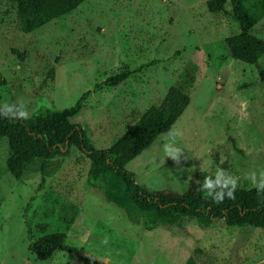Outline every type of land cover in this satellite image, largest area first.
<instances>
[{
  "label": "rangeland",
  "instance_id": "374dc122",
  "mask_svg": "<svg viewBox=\"0 0 264 264\" xmlns=\"http://www.w3.org/2000/svg\"><path fill=\"white\" fill-rule=\"evenodd\" d=\"M206 1L86 0L25 34L14 6L0 0V106L23 99L30 116L42 106L62 110L108 76L161 60L93 94L71 119L95 148L106 149L159 105L194 61L198 85L172 127L179 133V163L164 153L166 133L126 169L149 191L183 193L196 173L215 176L220 169L238 178V186L255 187L251 173L259 181L264 171V83L255 66L228 54L224 41L239 33L236 20L209 13ZM252 34L264 40V17ZM259 66L264 69V58ZM9 154L0 138V264H84L80 257L98 264H186L190 258L193 264H264V229L223 222L203 228L182 219L178 227L147 231L90 187V162L80 152L56 158L40 189L39 163L16 180L7 170ZM54 233L66 235L71 252L35 259L30 241Z\"/></svg>",
  "mask_w": 264,
  "mask_h": 264
},
{
  "label": "trees",
  "instance_id": "16d2710c",
  "mask_svg": "<svg viewBox=\"0 0 264 264\" xmlns=\"http://www.w3.org/2000/svg\"><path fill=\"white\" fill-rule=\"evenodd\" d=\"M15 8L20 30L29 34L53 20L72 13L86 0H8ZM226 0H207L209 13H223L236 20L239 33L224 41L229 56L242 63L253 65L264 83V69L259 61L264 58V40L252 34V29L264 17V0L231 1V10H225ZM23 59V56H20ZM154 59L135 70L124 68L85 91L71 106L62 110L42 106L29 119L5 118L0 110V138L8 143L7 170L16 180L29 176L30 169L39 163L40 189L58 165L56 158L67 156L71 149L80 152L90 162L88 183L100 198L119 208L133 224L151 231L159 227H178L186 219L207 228L223 222L228 227L264 229V192L256 187L237 186L235 199L216 204L201 190L206 177L215 176L200 171L189 180L183 193L149 191L139 186L134 174L126 165L147 150L156 139L169 132L189 106L198 85V66L188 61L177 80L168 89L159 105L146 109L139 119L108 148L97 149L84 128L71 122L85 106L86 101L107 87L126 81L134 72L158 65ZM252 85V84H251ZM244 87H248L245 85ZM0 109L2 107L0 106ZM46 230L47 225H41ZM30 235V229H29ZM30 254L39 261L49 260L56 252L70 253L63 233L47 234L28 245ZM84 264L98 261L80 257ZM186 264H193L192 258Z\"/></svg>",
  "mask_w": 264,
  "mask_h": 264
},
{
  "label": "clouds",
  "instance_id": "9594fccd",
  "mask_svg": "<svg viewBox=\"0 0 264 264\" xmlns=\"http://www.w3.org/2000/svg\"><path fill=\"white\" fill-rule=\"evenodd\" d=\"M3 116L5 118H11L13 120H25L30 118V113L26 108V103L23 99L16 103H3L2 104ZM179 136V133L170 129L166 135V142L163 146L164 153L167 157H170L174 162L179 163L181 156V149L176 146L175 141ZM227 176V179L224 177ZM261 178L257 180V174L252 172L250 179L258 192H264V171L259 174ZM238 186V178L227 175L224 170L220 169L216 172L215 179L211 176L205 178L201 190L206 191L211 197L214 203L220 204L225 198L235 199V191Z\"/></svg>",
  "mask_w": 264,
  "mask_h": 264
},
{
  "label": "water",
  "instance_id": "95a60500",
  "mask_svg": "<svg viewBox=\"0 0 264 264\" xmlns=\"http://www.w3.org/2000/svg\"><path fill=\"white\" fill-rule=\"evenodd\" d=\"M108 264H110V263H108Z\"/></svg>",
  "mask_w": 264,
  "mask_h": 264
}]
</instances>
